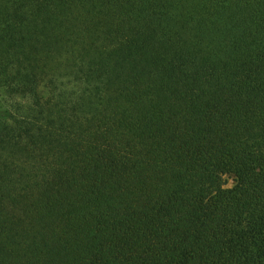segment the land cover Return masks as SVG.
<instances>
[{
  "label": "trees",
  "instance_id": "trees-1",
  "mask_svg": "<svg viewBox=\"0 0 264 264\" xmlns=\"http://www.w3.org/2000/svg\"><path fill=\"white\" fill-rule=\"evenodd\" d=\"M0 94V264H264V0H0Z\"/></svg>",
  "mask_w": 264,
  "mask_h": 264
},
{
  "label": "rangeland",
  "instance_id": "rangeland-1",
  "mask_svg": "<svg viewBox=\"0 0 264 264\" xmlns=\"http://www.w3.org/2000/svg\"><path fill=\"white\" fill-rule=\"evenodd\" d=\"M8 114V110H7V105L6 102L3 98V96L0 94V119L6 117ZM226 181H227V187H233L234 186V181H233V177L230 175L226 176Z\"/></svg>",
  "mask_w": 264,
  "mask_h": 264
}]
</instances>
